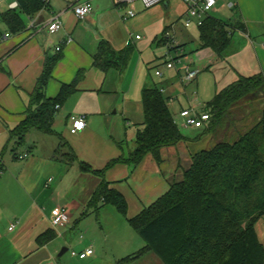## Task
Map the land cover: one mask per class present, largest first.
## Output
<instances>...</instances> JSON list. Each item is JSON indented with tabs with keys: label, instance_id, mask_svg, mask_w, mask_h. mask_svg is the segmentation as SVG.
<instances>
[{
	"label": "crops",
	"instance_id": "0c3cea01",
	"mask_svg": "<svg viewBox=\"0 0 264 264\" xmlns=\"http://www.w3.org/2000/svg\"><path fill=\"white\" fill-rule=\"evenodd\" d=\"M44 2L38 13L23 17L25 30L16 35L0 22V155L5 151V169L0 175V264H117L135 253L126 229L131 228L128 220L182 180L192 156L203 147L200 142H213L208 127H178L180 133L186 132L181 133L184 140L162 149L161 162L147 155L139 165H132L136 129L144 121L143 86L156 84L176 118L190 106L203 112L226 86L240 77L263 73L264 0H216L208 17L226 24L231 38L221 57L209 48L199 49L198 28L184 27L181 0H164L150 9L139 2L117 5L113 0ZM82 3H89L92 10L78 20L72 7ZM15 5L14 0H0V14ZM128 10L135 16L123 20ZM53 19L61 22L62 29L49 34L46 26ZM238 23L244 31L235 27ZM103 41L115 52L128 50V57L118 68L105 72L93 66V56ZM56 55L60 58L46 86L47 98L54 99L61 86L71 84L79 72L81 78L55 113L53 133L29 131L13 154L15 143L9 140V131L24 120L43 65ZM167 61H174L175 68L165 70L162 66ZM183 64L200 70L196 80L186 86L178 74ZM150 66L163 69V77H155L156 82L148 78ZM194 92L198 95L195 101ZM70 115L85 116L82 132L70 134ZM221 139L214 140L217 143ZM68 150L75 162L61 161L60 156ZM7 151L12 154L9 158L5 157ZM25 153L27 159L17 158ZM79 162L101 175L81 171ZM102 180L123 196L125 217L111 205L101 206L96 213L87 209ZM57 207L68 211L69 222L64 227L50 224V213ZM118 215L125 225L117 224ZM262 220L255 224L257 238ZM11 225L14 228L9 230ZM260 230L264 239V223ZM39 238L45 240L41 245ZM89 247L93 254L86 259L70 255V251L82 252ZM151 254L147 252L138 260L153 258Z\"/></svg>",
	"mask_w": 264,
	"mask_h": 264
},
{
	"label": "trees",
	"instance_id": "16d2710c",
	"mask_svg": "<svg viewBox=\"0 0 264 264\" xmlns=\"http://www.w3.org/2000/svg\"><path fill=\"white\" fill-rule=\"evenodd\" d=\"M14 2L15 8L0 14V22L12 35L25 30L23 17H31L45 6L44 0ZM235 27L244 31L242 24ZM198 35L199 49L209 48L219 57L230 47L226 24L214 18L204 19ZM127 57L128 50L115 52L103 41L93 56V66L105 72L118 68ZM59 58L56 55L46 59L24 120L9 131V140L15 143L13 154L29 131L53 133L55 106H60L76 89L80 72L71 84L61 86L54 99L46 97V86ZM259 101L261 108L256 106ZM141 103L144 121L136 129L135 148L130 155L134 166L147 155L161 162L162 149L184 140L156 84L143 86ZM257 110L259 115L253 120ZM203 112L210 116L208 132L214 139H222L209 150L194 154L182 180L171 184L162 197L128 220L145 245L117 264L139 259L147 252L163 264H264V248L255 232V224L264 218V72L240 77L226 86ZM3 153L0 175L5 169ZM60 157L64 163L76 161L69 150ZM78 166L81 171L101 175L81 162ZM103 205H111L120 215H126L123 196L109 189L104 180L92 194L87 209L96 213ZM44 242L39 238V245Z\"/></svg>",
	"mask_w": 264,
	"mask_h": 264
},
{
	"label": "built area",
	"instance_id": "2783aa9c",
	"mask_svg": "<svg viewBox=\"0 0 264 264\" xmlns=\"http://www.w3.org/2000/svg\"><path fill=\"white\" fill-rule=\"evenodd\" d=\"M117 5L139 2L144 9H150L164 2V0H113ZM185 7V21L184 27L188 28L192 25L197 28L200 27L210 11L215 7L216 0H181ZM16 6V5H15ZM91 5L89 3L77 4L72 7V12L78 20H83L88 14L91 13ZM135 16L134 11L128 10L123 20L133 18ZM62 29V24L59 20L53 19L46 26V30L49 34L56 33ZM139 39V37H136ZM70 42V39H67ZM59 52L60 48H56ZM165 70H171L175 68L174 61H167L162 66ZM178 74L180 83L183 86L193 83L197 76L200 74L199 69H193L188 64H183L178 68ZM154 76L156 78L163 77V69H155ZM162 92V90H161ZM198 95L196 92L192 94V99L197 100ZM60 106H55V110L58 111ZM69 121V132L74 135L82 132L86 127L85 116L83 115H70L68 117ZM210 121V116L205 112H197L195 106H190L187 109L181 110L177 117L174 118V123L178 127L185 129H203L207 128ZM19 160H25L28 158V154H22L17 157ZM69 222V214L66 208L57 207L53 209L50 213V224L52 227H64ZM14 225H11L9 230H12ZM93 254L92 247L82 251H70L72 257L78 258L80 260L86 259Z\"/></svg>",
	"mask_w": 264,
	"mask_h": 264
},
{
	"label": "rangeland",
	"instance_id": "374dc122",
	"mask_svg": "<svg viewBox=\"0 0 264 264\" xmlns=\"http://www.w3.org/2000/svg\"><path fill=\"white\" fill-rule=\"evenodd\" d=\"M153 66H150V69H149V75H148V78H149V80H150V82L153 80L154 82H156V78H155V76H154V69L152 68ZM202 75V78H204L205 77V74L204 73H202L201 74ZM262 103V101H259V102H257V104H256V106H257V108H259V105ZM258 115H259V112H258V110H257V112L255 113V116H254V119L253 120H255L257 117H258ZM229 125V124H228ZM228 126L226 125V127H225V129L227 128ZM181 133L183 134V135H185L186 134V132L184 133V132H182L181 131ZM188 134V133H187ZM189 135V134H188ZM212 135V134H211ZM206 140H203V142H200V145L202 144V146L203 147H200V149H199V151H203V150H209L210 148H212L214 145H215V143H216V141L214 140V138H213V142H211V143H208L207 144V142H205ZM6 155H5V157L6 158H9V157H11L12 156V154H11V152H9V151H7L6 153H5ZM116 217H118V221H117V224H122V225H125V223L123 222L124 221V218L122 217V216H120V215H118V216H116ZM263 220L258 224V238H259V240H260V242L262 243V244H264V239H263V236L261 235V230L260 229H262V223H264V218H262ZM112 222V221H111ZM126 229H128L127 231H128V233H129V237H132V244L134 245V251L133 252H136V251H138V250H140L139 248H141L143 245H144V242H143V240L136 234V232L134 231V230H132L131 228H128V227H126ZM137 243H138V245H137ZM151 255H153V258H146L145 260H138V261H136L134 264H163L160 260H159V258L158 257H156L154 254H151ZM140 259V258H139Z\"/></svg>",
	"mask_w": 264,
	"mask_h": 264
}]
</instances>
